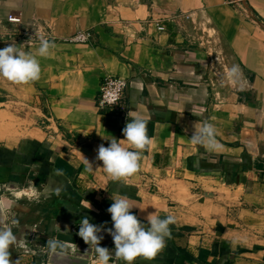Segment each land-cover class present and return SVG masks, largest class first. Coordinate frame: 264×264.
<instances>
[{
    "label": "crops",
    "instance_id": "obj_1",
    "mask_svg": "<svg viewBox=\"0 0 264 264\" xmlns=\"http://www.w3.org/2000/svg\"><path fill=\"white\" fill-rule=\"evenodd\" d=\"M240 4L0 0V22L20 30L22 24L9 17L26 25L34 19L54 44L48 56H39V43L13 31L0 36V48L15 43L41 66L40 78L26 84L0 77V186L12 190L18 202L12 207L21 208L19 200L35 192L36 205L46 209L45 233L55 238L78 236L87 216L101 227L110 264H125L106 231L113 224L107 209L122 194L145 224L153 212L175 217L164 248L134 264H264V0ZM54 15L60 31L58 24L79 16L70 28L94 31L97 43L53 42ZM233 65L239 67L235 80L228 76ZM107 75L128 80L126 119L96 109ZM133 113L148 119L152 142L137 173L113 178L97 150L113 137L124 138ZM204 121L214 125L221 148L191 143ZM194 190L197 198H182ZM57 241L49 256L79 254L96 264L93 245L79 241L72 251ZM18 247L9 250L13 264H50Z\"/></svg>",
    "mask_w": 264,
    "mask_h": 264
},
{
    "label": "clouds",
    "instance_id": "obj_2",
    "mask_svg": "<svg viewBox=\"0 0 264 264\" xmlns=\"http://www.w3.org/2000/svg\"><path fill=\"white\" fill-rule=\"evenodd\" d=\"M10 29L0 22V36ZM54 47L51 40L40 35V43L37 49L39 56H48L50 49ZM41 66L36 55L25 52L15 43H9L0 48V77L13 83L26 84L40 78ZM239 75V67L233 65L228 70L229 78L235 80ZM148 119L140 114L133 113L125 127L122 129L123 139H110L107 146L99 145L96 159L102 161L105 172L113 178L129 177L138 172L140 160L144 150L152 142L148 135ZM194 145L206 146L210 150L222 147L216 139V130L213 124L204 121L190 136ZM89 167L92 166L87 159ZM113 202L107 211L111 215L112 227L106 231L112 236L115 256L125 264H134L137 257L151 259L164 248L166 237L171 234L170 225L175 222V217L167 215L161 217L150 213L146 217L147 224L142 222L130 209L134 206L126 195L118 194L112 198ZM18 223L16 219L11 224L0 228V264H13L10 260L9 248L15 244L17 237L12 231V226ZM101 227L91 223L90 219L82 217L79 224L78 235L87 244L95 248L96 264H110V250L101 246ZM54 246V245H53Z\"/></svg>",
    "mask_w": 264,
    "mask_h": 264
},
{
    "label": "rangeland",
    "instance_id": "obj_3",
    "mask_svg": "<svg viewBox=\"0 0 264 264\" xmlns=\"http://www.w3.org/2000/svg\"><path fill=\"white\" fill-rule=\"evenodd\" d=\"M58 17L59 16L57 15L53 16L55 26L53 31V42L66 41L77 43H97L94 31L87 29L74 30L70 28L73 22L79 18V16H69L73 19V22H70L71 25L67 20H64L61 22V24H58L60 27L63 26V30L61 31L56 29ZM9 19L13 22L21 23L23 26L20 28V30H16V27L14 30L11 28V33L12 31L16 32V35H20L21 37L29 39L32 43H40V35L44 33L42 31H39L37 24H33L36 22L34 19L30 18L29 20H24V22L27 23H30L32 21V24L30 25L23 24L21 19H18L16 17H9ZM123 26L126 27L125 24H123ZM65 27H68V31L65 29ZM86 32L90 33V36L86 38V41H74L75 36ZM225 65L226 64H224V70L226 67ZM213 81L215 82L216 87L224 86L222 80H219V82L217 80ZM157 190V186H155L154 191ZM11 193L12 190L0 186V228L6 226V224H11L12 219H16L18 221V223H16L15 225H11L12 231L17 237V240L15 244L10 246L9 250L12 251V253L17 252L15 248L19 246L20 248L18 247V251H22L26 256H31L32 258H34V260L46 263L47 259L49 258V251L52 244H60V242L56 240L55 235L48 236L49 234L45 233L46 226L44 224V221L46 217V209L39 208L36 205L38 203V197L36 196L35 192H27L28 194H26L22 198L23 200H19L21 202V205L23 206L18 209L14 208L12 206L16 200L12 198ZM197 194V190H194V192H191V194L185 192L182 193V198L193 200L198 197ZM171 195H173V193ZM16 203L18 202L16 201Z\"/></svg>",
    "mask_w": 264,
    "mask_h": 264
},
{
    "label": "built area",
    "instance_id": "obj_4",
    "mask_svg": "<svg viewBox=\"0 0 264 264\" xmlns=\"http://www.w3.org/2000/svg\"><path fill=\"white\" fill-rule=\"evenodd\" d=\"M230 4L241 2V0H228ZM163 30V26H157ZM90 36L89 32L75 36L74 41H86ZM128 80L121 76L107 75L100 82L96 96V109L98 112L107 115H119L128 117V104L125 102L128 91Z\"/></svg>",
    "mask_w": 264,
    "mask_h": 264
},
{
    "label": "water",
    "instance_id": "obj_5",
    "mask_svg": "<svg viewBox=\"0 0 264 264\" xmlns=\"http://www.w3.org/2000/svg\"><path fill=\"white\" fill-rule=\"evenodd\" d=\"M56 239L60 241L67 242L72 246L78 245L79 241H83V239L78 236H70L63 233H57ZM78 250H83L85 252H89V248H84L81 246H77ZM49 263L50 264H87V258L81 256L79 254H67L64 252L59 251H52L49 256Z\"/></svg>",
    "mask_w": 264,
    "mask_h": 264
},
{
    "label": "bare ground",
    "instance_id": "obj_6",
    "mask_svg": "<svg viewBox=\"0 0 264 264\" xmlns=\"http://www.w3.org/2000/svg\"><path fill=\"white\" fill-rule=\"evenodd\" d=\"M69 246H71V248H72V251L74 250V248L72 247V245H70V244H68Z\"/></svg>",
    "mask_w": 264,
    "mask_h": 264
}]
</instances>
